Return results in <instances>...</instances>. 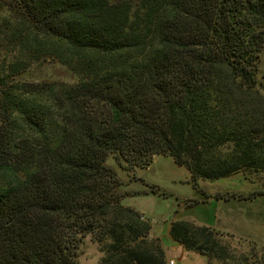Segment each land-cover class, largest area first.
<instances>
[{
	"label": "trees",
	"instance_id": "obj_1",
	"mask_svg": "<svg viewBox=\"0 0 264 264\" xmlns=\"http://www.w3.org/2000/svg\"><path fill=\"white\" fill-rule=\"evenodd\" d=\"M12 1L0 21V264H78L86 235L100 264H167L150 220L121 203L167 194L118 191L106 159L133 174L170 156L197 189L264 171V0ZM47 58L76 82L21 79ZM168 233L227 260L209 226L174 219Z\"/></svg>",
	"mask_w": 264,
	"mask_h": 264
},
{
	"label": "rangeland",
	"instance_id": "obj_2",
	"mask_svg": "<svg viewBox=\"0 0 264 264\" xmlns=\"http://www.w3.org/2000/svg\"><path fill=\"white\" fill-rule=\"evenodd\" d=\"M12 3H14L12 0H0V21L4 16L15 14L11 10L14 9ZM10 19L15 20L16 18L12 17ZM3 29L4 28L0 26V40L6 37ZM2 49L0 48V59L4 58V50ZM39 56L42 57L43 55ZM257 78L264 95V45L260 54ZM21 79L27 81H57L70 84L76 82L77 77L63 65L53 61V59L47 58V60L41 59L35 61L25 73L21 74ZM106 164L115 170L116 175L122 181V184L117 188L120 192L132 191L127 188H141L143 190L147 188L146 184H154L158 186L159 191H163L167 194L166 197H162L152 193H140L133 196L125 195L121 199L122 204L129 202L132 206L144 211L142 213L144 219L147 218L150 220L152 225L151 229H153L155 235L161 239L163 246L169 245L172 241L168 233L169 223L172 220L185 219L194 223V212L198 211L205 215V218L215 222L221 217H225L227 212L230 211H228L226 207H222L224 203L221 201L210 203L208 206L203 207L207 198H205L206 196H204V193H201L200 190L204 189L205 191L214 192V194L219 191L243 190L245 187L252 186L251 183H248L246 176H248L252 182L256 183L255 187L264 188V171H261L250 173L246 176L239 172L215 180L199 179L197 189L190 183L188 170L183 166L175 164L173 159L166 155H154L151 163L147 167L137 168L133 174H129L122 170L110 155L106 159ZM140 179H142L143 182L140 181ZM211 198L216 200L213 197ZM233 200L236 201L237 199L231 198L232 202ZM258 201L252 204L250 209H246V212L251 214V217L255 215V211L259 205ZM181 202H183L184 205L180 206ZM236 208L237 207H234V209ZM239 213L242 214L241 211ZM225 220V218H222L223 222ZM239 228L240 229L237 230L245 231L248 229H255L256 232H260L263 230L264 224L255 222L253 226L250 223H245L239 224ZM220 233L219 242L225 248L227 260L212 259V264H246L248 261L252 260L264 264L263 238L260 239L261 242H259L256 241V237L252 238V235L249 234L235 235L223 232ZM252 234L254 233L252 232ZM167 248H169V246H167ZM190 252L191 254L189 257L180 258L177 253L175 254L169 251L168 256L171 257L167 258L165 254L166 261L168 259H173L177 261L178 264H195V262L200 263L201 261H208L205 255L192 251ZM101 256L102 252L90 236L86 235L83 237L78 248V264H100L99 261Z\"/></svg>",
	"mask_w": 264,
	"mask_h": 264
},
{
	"label": "crops",
	"instance_id": "obj_3",
	"mask_svg": "<svg viewBox=\"0 0 264 264\" xmlns=\"http://www.w3.org/2000/svg\"><path fill=\"white\" fill-rule=\"evenodd\" d=\"M245 176V175H244ZM246 179L248 181V183H251L252 186L251 187H245L243 190H233V191H227V192H235V193H239L241 195H249L251 193H253L252 197H249L247 199H237L236 201L233 200V202L231 201V199L229 200H214L212 199V194H214V192L211 191H205L204 189H202V191H204V196H206L205 198H207V201H205L204 206H208V204L210 203H214V202H223L224 204L222 205V207H226L227 210L229 212H227L225 217H221L219 220L211 221L208 218H205L203 214H201L200 212L196 211L194 212V223H196L197 225H206L212 228L217 229L220 232L223 233H228V234H244V235H252V238L256 237V241H260V239H264V228L262 231L260 232H256L255 229H248V230H237L240 229L239 228V224H245V223H250L254 226V223H262L264 224V188L262 187H255L254 182H252V180L246 176ZM128 190H142L141 188H127ZM219 192H226V191H219ZM218 193V192H217ZM127 196H131V195H127ZM126 196V197H127ZM133 196V195H132ZM141 196H145V195H141ZM139 197V196H136ZM232 199H236V198H232ZM259 200V201H258ZM258 201V207L255 211V215L251 217V214L246 212V209H250V206L252 204H255ZM233 203V204H232ZM123 205L125 206H130L133 207L134 209H136L139 213H143V210H140L139 208L132 206L129 202H125L123 203ZM184 205L183 202H181L180 206ZM234 207H237L236 209H234ZM236 211V212H233ZM242 212V214H240L239 212ZM193 215V214H192ZM222 218H225L226 220L223 222ZM191 219V220H192ZM170 226V223H169ZM169 229V227H168ZM252 232L254 234H252ZM150 235L152 237H158L155 235V233L153 232V229H151V233ZM167 246H169V248H167ZM165 246L164 245V250H165V254L167 256V258H170L171 256L169 255V251L174 252L175 254L177 253L178 256L180 258L182 257H189L191 252L190 251H186L184 250L180 245L175 244L173 241H171V243L169 245ZM195 264H212L211 260L207 261V262H203L201 261L200 263H196Z\"/></svg>",
	"mask_w": 264,
	"mask_h": 264
},
{
	"label": "built area",
	"instance_id": "obj_4",
	"mask_svg": "<svg viewBox=\"0 0 264 264\" xmlns=\"http://www.w3.org/2000/svg\"><path fill=\"white\" fill-rule=\"evenodd\" d=\"M167 264H178V262L173 259H168Z\"/></svg>",
	"mask_w": 264,
	"mask_h": 264
}]
</instances>
